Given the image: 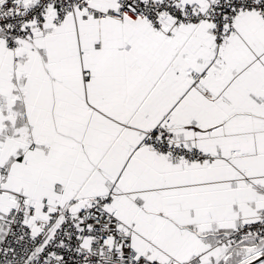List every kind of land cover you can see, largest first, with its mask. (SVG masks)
<instances>
[{"label": "snow or ice", "instance_id": "snow-or-ice-1", "mask_svg": "<svg viewBox=\"0 0 264 264\" xmlns=\"http://www.w3.org/2000/svg\"><path fill=\"white\" fill-rule=\"evenodd\" d=\"M0 264H264V0H0Z\"/></svg>", "mask_w": 264, "mask_h": 264}]
</instances>
